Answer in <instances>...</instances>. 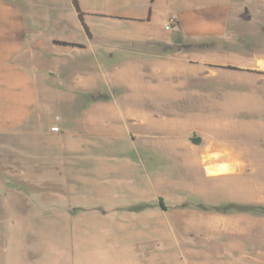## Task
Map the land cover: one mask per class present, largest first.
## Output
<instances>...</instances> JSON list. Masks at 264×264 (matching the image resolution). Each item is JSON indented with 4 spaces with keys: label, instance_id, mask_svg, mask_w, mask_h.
<instances>
[{
    "label": "rangeland",
    "instance_id": "obj_1",
    "mask_svg": "<svg viewBox=\"0 0 264 264\" xmlns=\"http://www.w3.org/2000/svg\"><path fill=\"white\" fill-rule=\"evenodd\" d=\"M47 1L25 7L41 35L24 62L40 90L36 112L0 134V264H264V0H156L149 22L83 23L69 2ZM177 51L213 54L208 82L198 75L184 88L196 95L170 105L208 120L149 118L138 128L122 112L116 74L134 77L131 59ZM157 97L131 104L147 114ZM195 128L208 138L182 139ZM95 129L93 154L62 147L68 131L92 146ZM201 152L231 172L209 177Z\"/></svg>",
    "mask_w": 264,
    "mask_h": 264
},
{
    "label": "crops",
    "instance_id": "obj_2",
    "mask_svg": "<svg viewBox=\"0 0 264 264\" xmlns=\"http://www.w3.org/2000/svg\"><path fill=\"white\" fill-rule=\"evenodd\" d=\"M26 1L0 0V134L16 132L26 125L36 112L39 101L40 90L37 87L36 79L24 62L26 59H33L32 57L37 55L33 50L41 39V35L35 29L32 30L28 24V16L34 21L35 15L26 10ZM76 1L82 18L104 17L114 21L131 22H149L152 16V6L156 3V0ZM47 2L51 7L58 9L64 3L69 2L74 8L71 0H48ZM74 10L78 17L75 8ZM248 11L244 10L239 17L249 21L251 16L248 14ZM58 15L61 16L59 20L62 21V17L64 16L63 11H59ZM169 22L170 25L167 26V30L172 29L176 25V19L172 18ZM30 30L33 31V34L35 33V37H30ZM88 37L91 39L90 34ZM155 44L164 45L168 48H177L176 44ZM186 53H179L177 51L176 54L160 58L159 61L133 58L129 61V66H127L133 69L134 77L124 80L116 74V79L113 83V86L117 89L115 90V94L120 100L126 102V106L122 109V112L127 119H138L140 121L138 128H143L149 118L167 121L169 119L176 120L179 118L196 117L208 120V115H200L196 112L170 106L171 103H178L196 95L195 91H186L184 88H189L191 82H195L198 79V75L208 82V66L213 64V54L208 51H192L190 52L191 55L188 56ZM134 54L138 56L147 55L144 52ZM201 54H205V56H201ZM119 91L122 93L121 95H118L117 92ZM149 92L155 93L158 96V104L156 108L152 107L153 111L147 114H140L131 102L138 95H147ZM203 96L205 102H208V89L203 92ZM93 118L98 117L93 116ZM98 129L94 130L96 137H94L92 146H87L88 144H86L82 137L73 138L75 134L68 131L60 137L62 147L68 153L77 156L90 150H92L93 154L97 146ZM192 132L199 133L200 135L205 134L206 138H208L209 134L208 130L204 131L203 129L195 128L187 132L182 139L189 141L188 136ZM144 134L145 131H142L141 134L137 133L141 137ZM36 145L40 144L37 143ZM202 155L203 153L201 152L200 156ZM223 171L227 174L231 172V168L225 166ZM212 177H218V175ZM214 179H219V177Z\"/></svg>",
    "mask_w": 264,
    "mask_h": 264
},
{
    "label": "trees",
    "instance_id": "obj_3",
    "mask_svg": "<svg viewBox=\"0 0 264 264\" xmlns=\"http://www.w3.org/2000/svg\"><path fill=\"white\" fill-rule=\"evenodd\" d=\"M71 1H72L74 8L76 9V11L78 13V19L83 23L82 14L80 13L77 1L76 0H71ZM85 31H86L87 35H89L88 30L86 28H85ZM58 44L63 46V47H74V48L80 47L77 45H72V44H68V43H64V42H58ZM227 69L237 70L236 68H227Z\"/></svg>",
    "mask_w": 264,
    "mask_h": 264
},
{
    "label": "bare ground",
    "instance_id": "obj_4",
    "mask_svg": "<svg viewBox=\"0 0 264 264\" xmlns=\"http://www.w3.org/2000/svg\"><path fill=\"white\" fill-rule=\"evenodd\" d=\"M206 167H207V175L209 177H212L214 175H223V169L225 168V166H217L215 164H209L206 165Z\"/></svg>",
    "mask_w": 264,
    "mask_h": 264
},
{
    "label": "water",
    "instance_id": "obj_5",
    "mask_svg": "<svg viewBox=\"0 0 264 264\" xmlns=\"http://www.w3.org/2000/svg\"><path fill=\"white\" fill-rule=\"evenodd\" d=\"M256 64L258 66H264V60H257L256 61ZM208 156H212V154H203L201 156V159H202V161H203L204 164H207L208 163V160H207ZM205 170H206V173H207V167H206Z\"/></svg>",
    "mask_w": 264,
    "mask_h": 264
},
{
    "label": "built area",
    "instance_id": "obj_6",
    "mask_svg": "<svg viewBox=\"0 0 264 264\" xmlns=\"http://www.w3.org/2000/svg\"><path fill=\"white\" fill-rule=\"evenodd\" d=\"M168 29H169V27H168ZM52 132H59V128H57V127L52 128Z\"/></svg>",
    "mask_w": 264,
    "mask_h": 264
}]
</instances>
